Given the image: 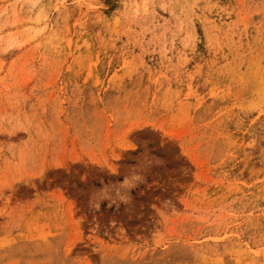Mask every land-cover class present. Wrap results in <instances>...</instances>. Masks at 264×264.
Listing matches in <instances>:
<instances>
[{
  "label": "rangeland",
  "instance_id": "rangeland-1",
  "mask_svg": "<svg viewBox=\"0 0 264 264\" xmlns=\"http://www.w3.org/2000/svg\"><path fill=\"white\" fill-rule=\"evenodd\" d=\"M0 264H264V0H0Z\"/></svg>",
  "mask_w": 264,
  "mask_h": 264
}]
</instances>
